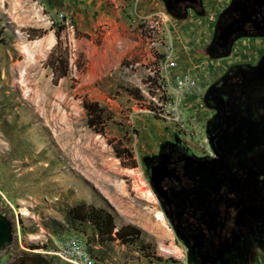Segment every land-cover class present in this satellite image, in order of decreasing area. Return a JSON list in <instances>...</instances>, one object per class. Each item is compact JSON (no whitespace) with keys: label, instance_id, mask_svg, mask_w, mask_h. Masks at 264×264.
<instances>
[{"label":"rangeland","instance_id":"rangeland-1","mask_svg":"<svg viewBox=\"0 0 264 264\" xmlns=\"http://www.w3.org/2000/svg\"><path fill=\"white\" fill-rule=\"evenodd\" d=\"M227 2L202 0V12L177 19L162 0H0V213L12 225L0 264H193L142 159L176 138L209 151L208 86L227 65L264 55V39L239 41L228 59L207 55ZM85 100L104 110L96 129ZM261 114L240 127L264 129ZM236 135L229 161L264 155ZM82 203L110 213L115 233L132 225L139 236L103 242L71 217ZM249 253L230 264H264V246Z\"/></svg>","mask_w":264,"mask_h":264},{"label":"flooded vegetation","instance_id":"flooded-vegetation-1","mask_svg":"<svg viewBox=\"0 0 264 264\" xmlns=\"http://www.w3.org/2000/svg\"><path fill=\"white\" fill-rule=\"evenodd\" d=\"M162 1L177 19L204 10L202 0ZM247 39H264V0H228L217 14L205 51L214 61L228 59L235 45ZM203 101L212 112L205 130L209 151L199 153L176 138L144 157L143 167L188 260L238 263L249 257L256 243L264 246V155L246 150L232 163L225 150L237 142V133L250 136V145L264 151V129L240 127L262 118L264 55L257 61L227 65L210 83ZM253 168L263 170L255 174ZM36 262L43 264L40 259Z\"/></svg>","mask_w":264,"mask_h":264},{"label":"trees","instance_id":"trees-1","mask_svg":"<svg viewBox=\"0 0 264 264\" xmlns=\"http://www.w3.org/2000/svg\"><path fill=\"white\" fill-rule=\"evenodd\" d=\"M83 107L87 111L89 115L88 125L89 127H93L96 129L98 125L103 124L100 120L104 118V110L97 107L92 102L85 100L83 102ZM93 114H96L93 116ZM99 132L102 133L101 130ZM118 158L122 157L121 152L116 153ZM71 217L74 221H78L79 223H90L92 224L98 235L101 237L102 241H114L115 238H119L122 241L128 242L129 237L133 236L132 234H127L126 237L122 236L125 231L133 232L134 235L139 236L136 232V228L132 225H127L117 230L115 233V225L113 217L110 213L101 208H96L91 205L79 204L71 209ZM127 238V239H126Z\"/></svg>","mask_w":264,"mask_h":264},{"label":"water","instance_id":"water-1","mask_svg":"<svg viewBox=\"0 0 264 264\" xmlns=\"http://www.w3.org/2000/svg\"><path fill=\"white\" fill-rule=\"evenodd\" d=\"M12 242V225L9 220L0 213V249L9 247ZM27 257L18 258L12 264H25Z\"/></svg>","mask_w":264,"mask_h":264},{"label":"bare ground","instance_id":"bare-ground-1","mask_svg":"<svg viewBox=\"0 0 264 264\" xmlns=\"http://www.w3.org/2000/svg\"><path fill=\"white\" fill-rule=\"evenodd\" d=\"M51 42H52V40L50 39V40L48 41V44H51ZM160 215H161V213L158 214V216H157L158 219H161V218H162ZM36 259H41V260H42V258L27 257L25 264H38L37 262L34 263ZM16 264H18V262H17Z\"/></svg>","mask_w":264,"mask_h":264}]
</instances>
